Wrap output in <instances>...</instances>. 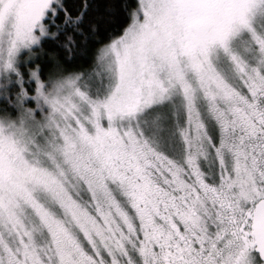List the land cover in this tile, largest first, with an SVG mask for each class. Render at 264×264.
Instances as JSON below:
<instances>
[{
  "label": "snow or ice",
  "instance_id": "snow-or-ice-1",
  "mask_svg": "<svg viewBox=\"0 0 264 264\" xmlns=\"http://www.w3.org/2000/svg\"><path fill=\"white\" fill-rule=\"evenodd\" d=\"M0 264H264V0H0Z\"/></svg>",
  "mask_w": 264,
  "mask_h": 264
}]
</instances>
